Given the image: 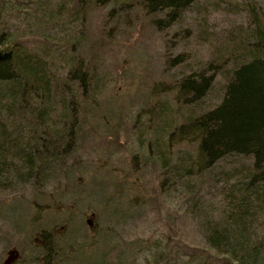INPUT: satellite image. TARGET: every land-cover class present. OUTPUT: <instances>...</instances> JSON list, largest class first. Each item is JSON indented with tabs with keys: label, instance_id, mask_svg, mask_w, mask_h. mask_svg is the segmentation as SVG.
I'll use <instances>...</instances> for the list:
<instances>
[{
	"label": "rangeland",
	"instance_id": "1",
	"mask_svg": "<svg viewBox=\"0 0 264 264\" xmlns=\"http://www.w3.org/2000/svg\"><path fill=\"white\" fill-rule=\"evenodd\" d=\"M230 1L237 0H203L161 29L152 21L162 15L131 4L117 15L128 7L109 4L80 15L72 29L74 0H15L9 21L18 43L47 55L62 81L79 89L80 115L71 154L47 182L0 191V264H44L47 233L55 264H218L182 197L162 190L157 109L149 106L163 98L176 106V91L153 95L187 75L184 63L169 59L181 52L187 62L205 60L210 33L246 27L248 18L224 8ZM60 7L62 19L51 17ZM79 61L99 80L96 95L91 82L82 96L81 70L73 72ZM172 149L192 147L181 142Z\"/></svg>",
	"mask_w": 264,
	"mask_h": 264
},
{
	"label": "trees",
	"instance_id": "2",
	"mask_svg": "<svg viewBox=\"0 0 264 264\" xmlns=\"http://www.w3.org/2000/svg\"><path fill=\"white\" fill-rule=\"evenodd\" d=\"M201 1L74 0L70 25L74 29L78 17L92 8L122 2L128 8L117 15L131 4L153 18L162 15L152 21L161 29L179 23ZM237 1L224 8L248 18L246 27L226 29L219 37L210 33L205 60L187 62L181 52L169 59L188 70L173 87L154 90V96L176 91V106L166 98L149 106L150 112L157 109L154 132L160 133L152 149L161 166L162 190L182 197L218 264H264V3ZM14 3L0 0V191L47 182L71 154L79 129V89L62 81L47 55L18 43V30L9 21ZM60 10L50 16L62 19ZM208 15H201L202 25ZM81 64L73 69L82 73L81 94L86 96V84L92 82L96 95L99 80ZM181 142L192 149L174 154V144ZM51 238L47 233L44 264H55ZM196 264L213 262L198 259Z\"/></svg>",
	"mask_w": 264,
	"mask_h": 264
}]
</instances>
